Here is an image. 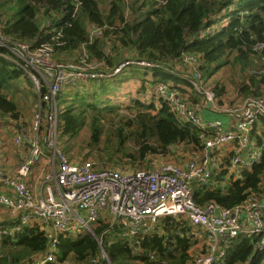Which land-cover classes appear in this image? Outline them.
Wrapping results in <instances>:
<instances>
[{
    "label": "trees",
    "instance_id": "16d2710c",
    "mask_svg": "<svg viewBox=\"0 0 264 264\" xmlns=\"http://www.w3.org/2000/svg\"><path fill=\"white\" fill-rule=\"evenodd\" d=\"M105 1L82 0L79 11L74 13L70 0H3L0 2V35L11 42L28 43L32 49L51 44L54 48L52 58L56 62L78 61L85 51L89 59L104 61L110 69L124 62L129 51L134 58L172 66L184 54H191L200 58L199 69L206 82L231 63V55L242 67L250 64L254 56L259 62L260 54L254 47L264 42V0H136L138 6L132 8L137 17L131 20L125 17L124 0H110L108 12L101 8ZM45 20L47 25L42 22ZM91 24L104 29L100 37L92 40L88 31ZM127 48L130 50L121 55ZM73 56L74 59H68ZM16 61L21 60L0 44V113L14 119L19 118L18 103L6 91L13 90L21 80H31ZM150 74L149 86L169 78L179 79L161 67L131 66L110 78L82 83L69 97L68 89L62 90L58 100L70 104L62 109L61 138L75 137L89 124L90 144L93 148L98 147L104 135L102 119L110 113L115 115L113 120L121 117L122 106L109 105L111 98L108 94L112 87L125 83L132 75L144 76L141 80L146 85L145 76ZM260 83H264V77L249 74L239 83V91L248 96H264ZM209 84L219 98L224 94V86ZM88 86H95L98 90L90 92ZM46 91L47 88H43V93ZM98 96L100 100H89ZM131 101L127 108L134 110V117L120 118L116 126L115 152L121 151L123 156L136 158L134 153L124 149L126 141L131 140L140 144L138 154L141 159L150 152L170 151V147L178 144H187L193 149L203 147V131L190 123L180 122L164 100L135 97ZM259 126L264 129V117L253 129L258 144L263 146L262 159L235 177L228 176V158L222 169L216 170L209 185H193L194 198L199 205L215 201L231 208L243 203L250 194L264 192V133H258ZM17 226V220L0 223V246L5 250L0 255V264H24L48 248V237L39 227L19 226L10 232ZM107 227V224L99 223L96 232L99 234ZM113 228L114 241L106 246L115 263L135 264L140 261L136 264H157V260L153 261L150 256L132 251L128 240L121 238ZM158 228L154 234L141 240L145 251L155 252L157 259L167 260L169 264H186L193 258L189 254L194 244L189 224L182 223L180 218L165 217ZM179 231L182 235L178 234ZM257 240L256 235H240L228 249L223 264H263L264 251H258ZM201 251L205 249H194L196 253ZM97 253V241L90 233L62 235L55 252L56 261L49 264L69 258L77 264H86Z\"/></svg>",
    "mask_w": 264,
    "mask_h": 264
},
{
    "label": "built area",
    "instance_id": "2783aa9c",
    "mask_svg": "<svg viewBox=\"0 0 264 264\" xmlns=\"http://www.w3.org/2000/svg\"><path fill=\"white\" fill-rule=\"evenodd\" d=\"M70 4L76 13L82 0H70ZM88 31L92 40L100 37L104 29L91 24ZM0 44L21 60L16 62L34 80L41 96L39 107L46 117L45 130L39 113L32 137L28 138L24 132L15 137L19 147L16 167L7 168L0 153V210H8L18 221L10 232L19 226H37L49 240L46 251L24 264L55 262L60 237L82 232L93 235L98 244V253L86 264H124L115 263L107 250L106 245L114 241L113 227L121 238L128 240L132 251L150 256L157 264H169L157 259L155 252L145 251L141 244L143 238L159 229L165 217L180 218L192 227L194 244L189 254L193 258L186 264H223L228 249L240 235L258 236L256 247L264 251V192L250 194L243 203L229 208L215 201L199 205L193 186L210 184L224 163L216 158L217 150L225 146H233L229 172V168L249 169L262 159L263 146L258 144L253 129L264 117V96L249 95L236 105L224 104L204 79L199 69L200 58L191 54H184L175 66L129 57L110 69L104 61L89 59L86 52L78 61L56 62L51 44L32 49L28 43L11 42L2 35ZM254 50L260 58L250 74L264 77V42L257 43ZM109 51L107 47L106 52ZM131 66L161 67L185 82L187 91L158 82L153 96L164 100L180 122L203 131V147L192 150L183 163L169 160L133 171L101 167L91 160H72L59 146L62 113L59 93L90 80L110 78ZM45 87L47 91L43 93ZM189 92L201 97L203 108L231 114L235 127L226 129L219 119H204L199 107L191 102ZM102 222L108 227L98 234L96 228ZM198 247L205 251L193 254Z\"/></svg>",
    "mask_w": 264,
    "mask_h": 264
},
{
    "label": "rangeland",
    "instance_id": "374dc122",
    "mask_svg": "<svg viewBox=\"0 0 264 264\" xmlns=\"http://www.w3.org/2000/svg\"><path fill=\"white\" fill-rule=\"evenodd\" d=\"M3 0H0V2ZM110 0H106L102 2L101 8L108 12L110 8L109 4ZM125 4V17L128 20L137 17L134 15V9L132 6H138L136 4V0H124ZM41 17V16H40ZM40 21L42 18H39ZM44 22V21H42ZM130 50L129 48L122 50L121 55H124L126 51ZM83 53L85 51H82ZM81 52V53H82ZM130 52V51H129ZM127 53L125 58L133 57L130 53ZM80 53V54H81ZM76 56V55H75ZM69 57L68 59H74V57ZM256 56L252 58V62L250 64L245 65L242 67L241 63L234 62V55H231L230 64L222 68L218 73H216L209 83L211 84H220L221 86L225 87V92L222 95L223 98H230L233 103L241 101L244 97L241 94L238 95L237 92L239 91V83L246 79L250 71L258 66V58L254 60ZM232 60V61H231ZM66 62H73V61H66ZM24 68V67H23ZM25 69V68H24ZM26 71V69H25ZM27 72V71H26ZM28 73V72H27ZM29 75V73H28ZM133 78H129L125 84H117L115 87H112L111 93L108 95L111 98V104L113 105H121V109L119 113L121 117L125 119L133 118L134 117V110L127 108V106L132 104L131 99L135 98L133 93H136V97H141V99H147V97H151L152 90L149 86V81L146 80V85L142 82V78L144 76H137L132 75ZM149 76V75H148ZM147 76V77H148ZM31 80L24 81L21 80L17 82L13 86V90L6 91L9 97L13 98L18 103L19 108V118L14 119L11 115H6L0 113V150H3L6 155L12 157L14 161L19 162V147L15 144V137L20 133L24 132V134L29 138L32 137V129L34 123L38 120L39 113H42V127L45 130L46 127V117L44 110L41 111L39 107V100H40V93L35 88L34 80L30 76ZM176 80L175 78H169L165 80L166 82H172ZM33 82V83H32ZM87 86V85H85ZM91 86V85H90ZM88 86L87 88H89ZM91 89L90 92L94 90H98L95 86ZM68 97L72 94L74 95L75 89L69 88ZM37 94V95H36ZM99 94V93H96ZM99 99V96L94 99V97L89 98V100H96ZM156 100V99H154ZM146 102V101H144ZM61 108L63 109L64 106L70 104V102L61 103ZM147 103V102H146ZM104 104V103H102ZM101 105V104H100ZM115 115L112 113L106 114V117L102 119L104 124V135L102 137L101 143L98 147H92L90 144L91 141V130L89 124L85 125L80 133L75 137H68L60 136V147L66 151L68 156L74 161H82V160H91L94 161L96 164L102 167H110V168H117L120 170H127L133 171L135 169H147L152 168L155 164L165 161H174L183 163L186 158L188 157L189 153L194 150L191 146L184 144L180 147V151L175 149H170L165 153H148L145 158H139L138 150H140V144L134 141H126L124 149L134 153L137 157L136 158H129L123 156V152L117 151L115 152L116 148V126L119 123V119L113 120ZM103 156L102 158L100 157ZM110 156V158H109ZM13 164V163H12ZM17 220L8 210L2 209L0 210V223L6 221H15ZM8 228V227H7ZM11 230V229H10ZM203 237V234H202ZM199 248V247H198ZM197 249V248H196ZM3 248L0 246V255L4 252ZM196 254V252H192ZM56 264H77L73 261V259L69 258L64 262L56 263ZM130 264H133L130 262ZM136 264V262H135Z\"/></svg>",
    "mask_w": 264,
    "mask_h": 264
},
{
    "label": "crops",
    "instance_id": "0c3cea01",
    "mask_svg": "<svg viewBox=\"0 0 264 264\" xmlns=\"http://www.w3.org/2000/svg\"><path fill=\"white\" fill-rule=\"evenodd\" d=\"M148 75H146L145 76V78L147 79V80H151L152 79V77H151V74L147 77ZM134 76H132L131 78H133ZM259 80V79H258ZM163 82H165V81H163ZM126 83V82H125ZM125 83H123V84H125ZM167 83H169V82H167ZM171 84H173V85H175V86H177L179 89H182L183 91H187V88H186V85H185V82L184 81H182V80H180V79H176V80H173L172 82H170ZM246 83H249V81L248 80H246ZM147 84V83H146ZM157 84V83H156ZM156 84H154V85H150V87H152L151 88V90H152V93H151V97H150V99H149V97H147V99L148 100H154V99H156V101H158L157 100V98L156 97H154L153 95H154V87H155V85ZM260 87H261V90H262V92L264 93V83H260V85H259ZM238 93V95L239 94H241L242 95V97H246V96H248V95H245V94H243L242 92H237ZM189 94H190V99H191V102L194 104V105H196V106H198L199 107V109H200V112H201V115H202V117L204 118V119H206V120H214V119H219V120H221L222 122H223V126H224V128H226V129H228V128H234L235 127V124H234V121H235V119L233 118V116L231 115V114H226V113H222V112H217V111H213V110H211V109H208V108H203L202 107V103H201V97L199 96V95H197L195 92H189ZM133 95H135L134 97H136V93H133ZM221 99H222V102L224 103V104H226V105H236L237 103H239L240 101H238V102H235V103H233L232 102V100H230V98H223V96H221L220 97ZM258 128V133H260V134H263L264 133V129L262 128V127H257ZM254 135V134H253ZM255 137V136H254ZM256 138V137H255ZM184 144H178V145H176V146H172V147H170V149H175L174 147H176L177 149H178V151H180L179 149H180V147H182ZM233 146H232V144L231 145H229V146H225L223 149H221V150H217V153H216V158L218 159V161L219 162H221L222 163V161H224V163L222 164V165H224L225 164V162L227 161V159L229 158L230 159V156H231V153H230V149L232 148ZM19 151V150H18ZM0 153L2 154V156L5 158V163H6V166H7V168H10V169H12V168H14V167H16V165L19 163L18 161H14V159L12 158V157H9L8 155H6L5 153H4V151L3 150H0ZM190 154V153H189ZM13 163V164H12ZM230 169V171L232 172V174L231 175H228V176H232V175H234L235 177H238V176H240L241 175V173H242V170L240 169V168H229ZM231 172H229V173H231Z\"/></svg>",
    "mask_w": 264,
    "mask_h": 264
},
{
    "label": "bare ground",
    "instance_id": "6f19581e",
    "mask_svg": "<svg viewBox=\"0 0 264 264\" xmlns=\"http://www.w3.org/2000/svg\"><path fill=\"white\" fill-rule=\"evenodd\" d=\"M54 49V48H53Z\"/></svg>",
    "mask_w": 264,
    "mask_h": 264
}]
</instances>
